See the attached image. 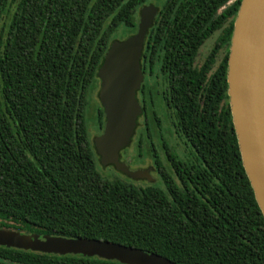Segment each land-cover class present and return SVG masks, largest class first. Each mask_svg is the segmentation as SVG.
I'll return each mask as SVG.
<instances>
[{
	"label": "trees",
	"instance_id": "trees-1",
	"mask_svg": "<svg viewBox=\"0 0 264 264\" xmlns=\"http://www.w3.org/2000/svg\"><path fill=\"white\" fill-rule=\"evenodd\" d=\"M148 1L0 0V229L108 241L176 264H264V216L228 95L242 0H166L146 39L169 76L185 159L167 145L159 183L147 187L100 164L88 113L97 73L116 36L137 32ZM149 123L147 143L167 137L151 112ZM0 264L121 263L0 246Z\"/></svg>",
	"mask_w": 264,
	"mask_h": 264
},
{
	"label": "water",
	"instance_id": "water-1",
	"mask_svg": "<svg viewBox=\"0 0 264 264\" xmlns=\"http://www.w3.org/2000/svg\"><path fill=\"white\" fill-rule=\"evenodd\" d=\"M159 9L140 10L137 32L114 40L97 76L105 114L102 135L94 139L102 166L113 165L132 179L148 172L131 171L121 152L134 137L142 107L138 100L144 75L141 59ZM228 95L243 166L264 216V0H242L234 23L228 59ZM0 246L60 256L97 257L121 264H176L157 254L108 241L27 234L0 229Z\"/></svg>",
	"mask_w": 264,
	"mask_h": 264
},
{
	"label": "flooded vegetation",
	"instance_id": "flooded-vegetation-1",
	"mask_svg": "<svg viewBox=\"0 0 264 264\" xmlns=\"http://www.w3.org/2000/svg\"><path fill=\"white\" fill-rule=\"evenodd\" d=\"M221 10H219V13ZM147 44L145 43L142 59L141 68L144 75V80L140 91L138 92V100L142 107V115L138 120V125L132 139L131 144L135 140L136 143V153L130 157H127L128 149H124L121 152L122 161L129 167L131 171H143L148 172V176L144 179H132L125 173L118 171L113 165L106 166L105 168L110 170L114 176L119 177L123 181L130 182L132 184H142V185H156L159 183L161 178L160 168L161 162L167 165V157L162 152L165 147L174 149L177 156L185 159V151L181 149V141L174 126L173 119L170 118L173 113L171 104L169 103L168 95L170 94V80L169 76L164 74L163 58L156 57L153 61L152 56L147 51ZM214 45V44H213ZM212 46L204 45L198 54L197 62L199 65L203 64L208 55L210 54ZM162 55V54H161ZM224 56V49L219 51V54L215 58L213 64V71L216 69L217 65L221 63ZM100 82V81H99ZM101 87V83H100ZM149 112L152 113L153 117L157 120L160 119L161 129L167 136L166 138L155 139L156 141L148 142L145 134L148 130L149 123ZM174 123V124H173ZM105 126L101 130V134L104 131ZM170 131V132H169ZM143 134V137H138V134ZM177 138V139H176ZM141 139V140H140ZM176 139V140H175ZM139 141V143H138ZM185 144V142H184ZM131 146V145H130ZM186 146V144H185ZM138 148L140 149L139 159H135L137 155ZM150 151V152H149ZM100 157V156H99ZM151 162V165L148 162ZM101 164V158H100ZM102 165V164H101ZM104 167V166H103ZM142 186V187H146Z\"/></svg>",
	"mask_w": 264,
	"mask_h": 264
},
{
	"label": "rangeland",
	"instance_id": "rangeland-1",
	"mask_svg": "<svg viewBox=\"0 0 264 264\" xmlns=\"http://www.w3.org/2000/svg\"><path fill=\"white\" fill-rule=\"evenodd\" d=\"M166 0H149L143 7H145V6H148V5H154V6H156L157 8H160L161 6H162V4L165 2ZM232 1H234V0H232ZM232 1L230 2V3H232ZM142 7V8H143ZM141 8V9H142ZM140 9V10H141ZM225 9V7H223L222 9H221V11L222 10H224ZM132 35H134V33H131L130 31H127L126 33H119L117 36H116V38H115V40H118V41H123V40H125V39H127L128 37H130V36H132ZM208 44V46L210 47V46H212V41L210 40V41H208L207 43H206V45ZM100 81V80H99ZM99 91H100V82H98L97 83V88L95 89V91L92 93V99H91V106H90V108H89V110H88V113H89V119H90V123H89V125H90V138H91V141L93 142V144H94V139L96 138V137H98V136H100V135H102L101 134V131H100V129H99V127H98V110L100 109V105H101V103H100V99H99ZM104 132V131H103ZM177 139V138H176ZM175 139V140H176ZM136 140V139H135ZM135 140L133 141V143L132 144H130L131 146H129V151H128V154H127V157H130V156H132V155H134L135 153H136V143H135ZM94 146H95V144H94ZM96 149V148H95ZM181 149H182V151H186V146H185V144H184V142L183 141H181ZM97 152V151H96ZM98 154V153H97ZM99 156V155H98ZM148 164L149 165H151V162L149 161L148 162ZM105 168V167H104ZM104 171H108V172H111V169L110 170H108V169H103ZM136 186H138V187H142V186H146V185H142V184H138V183H136L135 184ZM148 186V185H147ZM146 186V187H147Z\"/></svg>",
	"mask_w": 264,
	"mask_h": 264
}]
</instances>
